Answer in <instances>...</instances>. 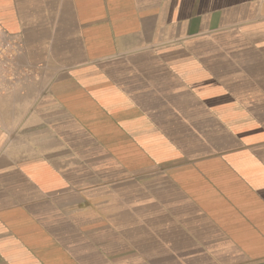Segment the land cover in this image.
Listing matches in <instances>:
<instances>
[{
	"label": "crops",
	"instance_id": "crops-1",
	"mask_svg": "<svg viewBox=\"0 0 264 264\" xmlns=\"http://www.w3.org/2000/svg\"><path fill=\"white\" fill-rule=\"evenodd\" d=\"M0 264H264V0H0Z\"/></svg>",
	"mask_w": 264,
	"mask_h": 264
},
{
	"label": "built area",
	"instance_id": "built-area-1",
	"mask_svg": "<svg viewBox=\"0 0 264 264\" xmlns=\"http://www.w3.org/2000/svg\"><path fill=\"white\" fill-rule=\"evenodd\" d=\"M24 51L22 40L0 25V96L30 80V69L19 61Z\"/></svg>",
	"mask_w": 264,
	"mask_h": 264
}]
</instances>
